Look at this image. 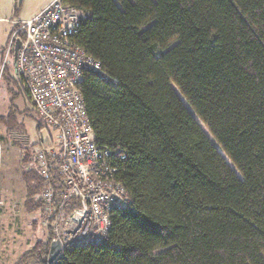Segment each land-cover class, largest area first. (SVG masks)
Here are the masks:
<instances>
[{
  "label": "trees",
  "instance_id": "1",
  "mask_svg": "<svg viewBox=\"0 0 264 264\" xmlns=\"http://www.w3.org/2000/svg\"><path fill=\"white\" fill-rule=\"evenodd\" d=\"M62 1L88 14L73 41L112 80L86 75L80 91L132 204L105 244L52 264H264V0ZM9 93L0 124L20 136ZM34 164L32 212L45 187ZM53 239L17 264H50Z\"/></svg>",
  "mask_w": 264,
  "mask_h": 264
},
{
  "label": "built area",
  "instance_id": "2",
  "mask_svg": "<svg viewBox=\"0 0 264 264\" xmlns=\"http://www.w3.org/2000/svg\"><path fill=\"white\" fill-rule=\"evenodd\" d=\"M87 19L78 7L53 0L38 14L13 22L17 28L3 57L4 70L18 35L24 33L14 68L38 116L57 132L56 142L40 148L35 162L45 181L41 195L45 223L53 241L61 242L63 254L75 247L105 244L115 213L132 204L112 163L118 152L98 147L80 91L86 75L112 83L101 62L73 41ZM1 172L0 159V251L5 210Z\"/></svg>",
  "mask_w": 264,
  "mask_h": 264
},
{
  "label": "rangeland",
  "instance_id": "3",
  "mask_svg": "<svg viewBox=\"0 0 264 264\" xmlns=\"http://www.w3.org/2000/svg\"><path fill=\"white\" fill-rule=\"evenodd\" d=\"M52 1L0 0V54L2 56H4V46L9 41L8 37L17 28L13 22L38 14ZM2 56L0 58V116H6L9 113L12 98L9 89L20 92L21 95L14 104L20 112L18 116L20 136L12 135L4 125L0 124V159L5 199L0 264H17L24 253L31 250L37 242H47L50 238V228L45 223L43 209L32 212L26 204L27 191L23 170L35 167L37 151L56 142L57 132L38 116L24 86L10 84L8 79L17 75L14 68V55L9 58L8 71L3 76L5 58L2 61ZM39 126L43 127L39 129ZM24 157L32 159L27 166L21 164V159Z\"/></svg>",
  "mask_w": 264,
  "mask_h": 264
},
{
  "label": "water",
  "instance_id": "4",
  "mask_svg": "<svg viewBox=\"0 0 264 264\" xmlns=\"http://www.w3.org/2000/svg\"><path fill=\"white\" fill-rule=\"evenodd\" d=\"M22 47V41L17 40L15 51H14V64L16 65V61L18 58L19 51ZM64 258V254L62 253V244L59 240L52 241L50 245V251H49V263L52 264L58 259Z\"/></svg>",
  "mask_w": 264,
  "mask_h": 264
},
{
  "label": "crops",
  "instance_id": "5",
  "mask_svg": "<svg viewBox=\"0 0 264 264\" xmlns=\"http://www.w3.org/2000/svg\"><path fill=\"white\" fill-rule=\"evenodd\" d=\"M1 20V19H0ZM10 37V36H9ZM9 37H8V39H9ZM8 39L6 40V43H7V41H8ZM6 45V44H5ZM4 48H5V46H4ZM4 48H2V50L4 49ZM1 50V51H2ZM1 55V54H0ZM2 56V55H1ZM1 56H0V58H1ZM3 57V56H2Z\"/></svg>",
  "mask_w": 264,
  "mask_h": 264
}]
</instances>
